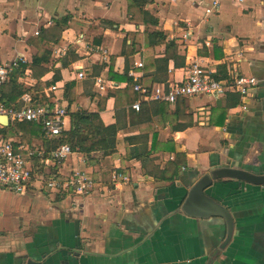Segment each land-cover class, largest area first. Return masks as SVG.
<instances>
[{"label": "crops", "instance_id": "crops-1", "mask_svg": "<svg viewBox=\"0 0 264 264\" xmlns=\"http://www.w3.org/2000/svg\"><path fill=\"white\" fill-rule=\"evenodd\" d=\"M209 3L148 0L145 10L157 19L151 25L129 20L130 0H0V65L17 56L30 63L37 50L29 40L43 39L49 44L42 46L49 53V69L39 88H57L49 100L43 97V104L68 107L62 92L73 83L70 111L94 112L99 98L109 96L101 121L110 127L118 120L122 128L116 153L94 154L92 161L73 153L54 162L50 152L45 153L51 140L39 132L28 143L19 133L6 137L38 150L31 164L42 166L43 158V178L51 171L68 175L78 170L100 185L86 196L49 192L38 183L24 195L0 189L1 197L12 195L8 211L0 213V264H264V185L223 179L207 189L233 218V233L223 249V219L189 217L179 209L191 186L211 168L238 166L264 174V0H224L217 13L205 16ZM64 18L68 23L60 25ZM154 32L164 33L165 42L155 44L157 39L150 37ZM169 41L177 46L176 63L184 57L183 67L173 60L167 66L161 63ZM126 48L133 51L128 77L139 73L144 88L162 84L163 79L181 81L184 67L193 60L221 76L236 71L254 77L259 85L234 107H228L232 100L226 96L184 100L180 114L191 117V127L176 123L175 105L165 103L162 115L153 116V101L133 110L141 112L138 119L130 114L132 104L115 110L113 95L127 83L111 80L108 68H103L113 57V72L122 74L121 52ZM139 62L141 69L136 67ZM79 72L84 73L82 79L77 78ZM28 83L31 87H22L25 92L37 89L35 80ZM143 118L150 120L140 122ZM9 124H0L1 132ZM69 127L66 116L64 131ZM144 135L148 149L152 147L149 160L142 165L125 159L131 148L126 138ZM175 154H181L184 163L176 174H163ZM113 171L126 175L129 182L111 184Z\"/></svg>", "mask_w": 264, "mask_h": 264}, {"label": "built area", "instance_id": "built-area-1", "mask_svg": "<svg viewBox=\"0 0 264 264\" xmlns=\"http://www.w3.org/2000/svg\"><path fill=\"white\" fill-rule=\"evenodd\" d=\"M148 1V0H145ZM224 0H210L204 8V15L210 16L217 13L220 3ZM236 3H243L244 0H228ZM37 35V32H35ZM189 37V32L185 38ZM209 46V42H206ZM25 63L21 57L13 58L8 64L0 65V88L8 82L11 68ZM138 69L142 63H136ZM77 70L83 71L82 67ZM215 72L209 70L205 65L193 60L184 67V77L181 81H166L150 89L139 84L140 74L136 71L130 73L134 82L133 90L138 94V100L131 105V109L139 111L142 102H164L174 105L178 100H187L199 96H208L212 99H219L227 93L237 94L240 100L248 95L251 89L259 85V80L254 77L244 76L236 71L228 72L223 79H216ZM83 72L77 74L82 79ZM28 76L19 78L22 87H31ZM97 84L100 80H96ZM33 88V87H32ZM53 86L47 90L38 92L43 99H50V92H55ZM36 92H24L16 104H6L1 98L0 91V116H6L8 122H29L39 125L41 134L47 139H57L64 131V119L67 116L66 108L53 107L51 104L39 102L35 96ZM243 109H246L243 107ZM0 125V189L7 190L16 195H24L28 192L33 183H38L40 188L49 192L72 193L76 196H86L97 190L99 183L87 177L83 172L74 170L68 175H60L57 172L49 173L43 178V170L40 167H33L31 164L38 150L22 145L13 139L3 137ZM73 152L69 145L59 144L50 152V158L54 162H63ZM79 154V153H77ZM48 162V160H46ZM43 165V159L40 161ZM129 182V178L119 172L113 171L110 175V183L121 185Z\"/></svg>", "mask_w": 264, "mask_h": 264}, {"label": "trees", "instance_id": "trees-1", "mask_svg": "<svg viewBox=\"0 0 264 264\" xmlns=\"http://www.w3.org/2000/svg\"><path fill=\"white\" fill-rule=\"evenodd\" d=\"M146 1L144 0H130V4L128 6V13L131 15L130 21L138 23H149L151 25L157 24V19L149 14L147 10H145ZM68 20L66 18L59 21L60 25H66ZM155 37L157 41L155 44L164 43L165 35L164 33L154 32L150 34V37ZM30 45H32L36 50V55L32 58L30 63H19L18 66L11 68V73L9 76L8 82L3 84L0 88L1 98L5 101L6 104H16L20 99L21 95L25 92L22 89V86L19 83V78L28 76L29 78L36 81V90H34L37 94L35 98L43 103V99L38 92H40L39 83L41 78L48 72L47 65L49 64V53L43 52V44L49 46L46 41H43L41 38L31 39L29 40ZM122 56L125 57V67L123 73L118 75L113 72L114 67V58H110V62L108 65H103V68H108V77L111 80H116L118 82H126L127 86L124 90L116 91L113 95L115 99L114 108L117 111L121 107H129L133 104L137 99L138 95L133 90V82L131 78L128 77V72L130 67L128 65V58L133 54V51L129 48L123 49L121 52ZM177 54V46L174 41H169L166 43L165 47V57L161 60V63L167 66L169 60H173L175 66L183 67L184 65V57L181 58V63H176L178 57ZM180 59V58H179ZM62 66L66 65L64 62L61 64ZM58 72H54L57 75ZM219 73V74H218ZM215 74L216 79H223L225 75H220L222 73L218 72ZM163 83L166 82V79L162 80ZM54 82V81H53ZM51 81V84L53 83ZM226 97L231 98L232 103L228 105V107H234L240 103L239 96H236L233 93L225 94ZM61 100L67 102L68 107H66L67 116L69 117L70 127L68 130L63 131L61 136L57 139H51L48 143L45 153L48 154L53 149H55L59 144H67L70 146L73 152H77L83 155L86 161H92L91 157L94 154H98L100 157H107L114 155L116 153V138L119 131L122 130L121 126L118 124V120L116 125L105 127L100 118V112L104 109V104L106 102L107 97L99 98V104L97 106V110L94 112H89L84 109H77L76 111H70V105L75 101V90L74 84H67L64 87L62 92ZM59 100V101H61ZM184 100H178L175 105V115H176V123L182 124L180 128L191 127L193 125L191 117L180 114L182 111L181 106ZM154 104V105H153ZM154 110L152 112L153 116H161L162 112L165 111L166 104L163 102H153ZM181 110V111H180ZM131 115H135L136 118L141 119V112L135 113L133 110H130ZM150 118H143L140 122L149 121ZM140 126V124H139ZM180 128H175L179 130H183ZM41 133V129L39 125L29 122H10L8 128L2 131L3 137H9L11 135H15L19 133L20 138L23 142L28 143L32 137ZM44 137V136H43ZM45 138V137H44ZM47 139V138H46ZM129 146H131L129 152L124 157L127 160L136 159L140 161L142 165L146 161L149 160L150 152L152 151V147L148 149L147 136H138V137H128L125 140ZM45 154V155H46ZM46 157V156H45ZM43 158H40V160ZM183 157L181 154H175V158L172 163H168L163 170L164 173L171 172V176L176 174L177 169L183 164ZM42 165V164H41ZM37 167V166H36ZM43 170V165L38 166ZM50 173H53L51 171ZM165 179L166 176H163Z\"/></svg>", "mask_w": 264, "mask_h": 264}, {"label": "water", "instance_id": "water-1", "mask_svg": "<svg viewBox=\"0 0 264 264\" xmlns=\"http://www.w3.org/2000/svg\"><path fill=\"white\" fill-rule=\"evenodd\" d=\"M6 116H0V124L7 126ZM237 180L252 186L264 185V174H255L248 170L241 169L238 166H220L211 168L207 174L201 176L189 189L180 210L189 217L198 218H221L226 225V237L220 249L231 239L233 233V218L230 212L212 197L207 195V189L219 180ZM28 264H38L28 262Z\"/></svg>", "mask_w": 264, "mask_h": 264}, {"label": "rangeland", "instance_id": "rangeland-1", "mask_svg": "<svg viewBox=\"0 0 264 264\" xmlns=\"http://www.w3.org/2000/svg\"><path fill=\"white\" fill-rule=\"evenodd\" d=\"M12 195H15L11 193ZM9 194L7 197L0 196V213L8 211L10 204H12V195Z\"/></svg>", "mask_w": 264, "mask_h": 264}, {"label": "flooded vegetation", "instance_id": "flooded-vegetation-1", "mask_svg": "<svg viewBox=\"0 0 264 264\" xmlns=\"http://www.w3.org/2000/svg\"><path fill=\"white\" fill-rule=\"evenodd\" d=\"M233 224H234V223H233ZM225 226H226V225H225ZM233 228H234V226H233ZM225 232H226V231H225ZM225 237H226V233H225ZM225 237H224V240H225ZM224 240H223V242H224ZM229 241H230V240H229ZM223 242H222V244H223ZM228 243H229V242H228ZM228 243H227V244H228ZM222 244H221V245H222ZM225 246H226V245H225ZM219 249H220V248H219ZM222 249H223V248H222Z\"/></svg>", "mask_w": 264, "mask_h": 264}]
</instances>
